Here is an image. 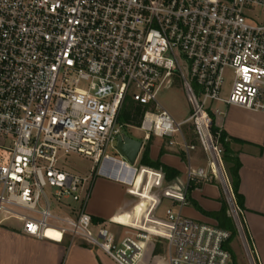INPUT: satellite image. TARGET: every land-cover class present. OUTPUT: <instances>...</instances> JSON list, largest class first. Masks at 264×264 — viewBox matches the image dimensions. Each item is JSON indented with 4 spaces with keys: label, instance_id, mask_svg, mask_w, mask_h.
Segmentation results:
<instances>
[{
    "label": "built area",
    "instance_id": "built-area-1",
    "mask_svg": "<svg viewBox=\"0 0 264 264\" xmlns=\"http://www.w3.org/2000/svg\"><path fill=\"white\" fill-rule=\"evenodd\" d=\"M172 73L190 106L181 121L157 99ZM128 98L144 108L146 138H168L189 160L196 149L183 131L189 125L205 155V166L188 164L183 188L168 186L164 195L182 208L191 182L217 181L249 264H260L211 104L264 112V0H0V227L18 222L26 235L55 240L51 230L116 264H146L152 237L165 240L168 264H232L229 230L171 207L165 219L149 224L144 215L129 225L86 211L98 169L115 161L108 149L116 150ZM71 153L95 164L89 175L63 168L61 157ZM116 179L133 185V177Z\"/></svg>",
    "mask_w": 264,
    "mask_h": 264
},
{
    "label": "crops",
    "instance_id": "crops-1",
    "mask_svg": "<svg viewBox=\"0 0 264 264\" xmlns=\"http://www.w3.org/2000/svg\"><path fill=\"white\" fill-rule=\"evenodd\" d=\"M215 107L220 113L213 116L214 126L224 134V143L228 151L236 156L240 164L239 192L244 203L242 217L245 233L258 262L264 264V112L221 104ZM186 131L190 133L187 136L184 132L187 141L194 143L195 136L191 127L189 126ZM150 137L146 138L144 135L141 140L143 146L132 168L139 164L141 155L148 146L152 161L159 159L161 163L177 172L176 176L166 179L164 173L158 170L162 175L161 181L177 191L186 185L185 171L188 164L195 168L205 166V155L202 150L190 151L188 160L186 153L178 146L168 145V138L153 135ZM121 160L124 161L122 158H115V161L104 162L93 180L85 208L95 221L106 222L113 219L119 224L136 223L142 221L144 215L155 216L162 202L166 201L169 205L167 207L174 206L175 211H180L182 215L199 222L218 224L209 213L220 211H226L223 222H230L226 195L217 181L191 182L185 191L186 204L180 208L173 199L160 200L149 196L146 187L141 191L142 182L146 177L151 179L153 173L148 176L147 169L154 170L152 168L140 166L142 171H137L135 175L133 172L131 175L133 185L125 187L124 183L119 182L114 176V171L120 168ZM139 173L140 177L137 179ZM133 194L139 196L137 203H134L133 198L126 197V195L132 197ZM151 205L153 210L149 211ZM49 236L55 240L26 235L18 222L1 226L0 264H116L98 248L80 242L71 243L67 236L61 241L56 240L59 238L58 234Z\"/></svg>",
    "mask_w": 264,
    "mask_h": 264
},
{
    "label": "rangeland",
    "instance_id": "rangeland-1",
    "mask_svg": "<svg viewBox=\"0 0 264 264\" xmlns=\"http://www.w3.org/2000/svg\"><path fill=\"white\" fill-rule=\"evenodd\" d=\"M171 79L173 82L172 85L167 88H162L157 95V99L160 102V104L172 115V117L176 121H181L189 116L190 106L186 99V95H185V91L182 86V79L180 75L178 73H172ZM129 103H131V101L128 98L125 100L123 107H125ZM215 106H217V104H214V103L211 104L212 108ZM118 123L122 125V131H124L126 135L132 138H135V139L143 140V137L146 133L145 129H141V128L139 129L138 127H135V126L130 127L124 124L123 111L121 113ZM188 127L189 125L183 126V131L185 132L187 136H189L190 134L188 131H186ZM193 141H194V144L196 145V149L201 151L199 143L196 141V139L195 140L193 139ZM108 153L116 159L120 158V156L116 153V150H114L113 148H109ZM61 161H62V166L65 170H68L70 172H73L79 175H84V176L89 175L92 168L95 166V164L90 159L83 157L81 155H78V154H73V153L62 156ZM140 166H141L140 164L138 163L136 164L135 168H137L138 172L142 171V167ZM150 174H151V179L146 177L144 181L142 182L141 191H144L146 187L147 193L149 194V196L158 198L160 200L168 199L164 195V190L167 188L168 184L163 183L164 181H161L162 179H160V176L162 177V175L158 173V170L147 169V175L149 176ZM139 177H140V173L138 174L137 179ZM124 186L128 188L131 185L129 186L127 184H124ZM126 197L127 199L133 198L134 203H137L139 200V196L135 194H133L132 197L129 195H126ZM167 206H169L167 205V202L163 201L162 204L160 205L159 210L156 212V215L154 216L152 214H149L145 216L144 221L150 224L154 222L155 219L156 220L165 219L166 218L165 209L167 208ZM170 207L176 210L174 206H170ZM149 208H150L149 211L153 210L152 205L151 207L149 206ZM123 225H129V224L125 223ZM109 227L114 231H119L121 229L120 227L111 225V224H109ZM230 247H231V250L234 254V257L237 263L249 264L247 256H246V252L244 250L242 241L240 239V236L237 230H236V235H234L233 238L230 240ZM145 262H147L148 264H168L167 254L165 252V240L163 238L152 237L151 241L148 243V249H147Z\"/></svg>",
    "mask_w": 264,
    "mask_h": 264
},
{
    "label": "trees",
    "instance_id": "trees-1",
    "mask_svg": "<svg viewBox=\"0 0 264 264\" xmlns=\"http://www.w3.org/2000/svg\"><path fill=\"white\" fill-rule=\"evenodd\" d=\"M124 106V105H123ZM126 107V108H125ZM125 107H122L119 118L121 116V113L123 111V118H124V124L129 125V126H135V127H140L142 118H143V113H144V108L141 107L140 105L136 104L135 102L129 103ZM118 118V121H119ZM213 132H216L218 129L214 126H212ZM224 134L220 132V142L223 147V155H222V161L225 166L226 173L229 177L230 180V185H231V190L234 195L235 202L237 206H239L242 210L244 209V203H243V198L242 195L239 192V168L240 164L236 156H234L230 151L227 149L226 143H224ZM151 138V137H150ZM163 153V150H160V154ZM139 164L144 167H149L155 170H160L164 173V176L166 179H171L172 177L177 175V172L171 169L170 167L164 165L163 163L160 162V160L152 161L149 157V149L148 146L144 149ZM210 216H212L214 219L218 221V224L221 228L227 229L230 231L231 236L230 239L228 240L226 247L228 250L231 252V257H232V264H237L234 254L230 248V240L233 238L234 235H236V230L235 226L233 224V221L231 217L229 216V221L228 223L223 222V219L226 218V211H220V212H213L209 213ZM243 224V220H242ZM244 227V224H243ZM245 230V228H244Z\"/></svg>",
    "mask_w": 264,
    "mask_h": 264
},
{
    "label": "water",
    "instance_id": "water-1",
    "mask_svg": "<svg viewBox=\"0 0 264 264\" xmlns=\"http://www.w3.org/2000/svg\"><path fill=\"white\" fill-rule=\"evenodd\" d=\"M143 146L141 140L134 139L121 131L116 139V153L127 163L133 166L139 156V152ZM121 164V161L119 162ZM123 163V164H124Z\"/></svg>",
    "mask_w": 264,
    "mask_h": 264
},
{
    "label": "bare ground",
    "instance_id": "bare-ground-1",
    "mask_svg": "<svg viewBox=\"0 0 264 264\" xmlns=\"http://www.w3.org/2000/svg\"><path fill=\"white\" fill-rule=\"evenodd\" d=\"M133 172H134V170L132 169V167L124 166V164H120L119 173H118V171H114V173H115L114 176L116 177V176H118V174H120V175L123 174L126 177H130L131 178V175H132ZM46 234H47V236H49V235H55L57 233H55V232H53L51 230H47Z\"/></svg>",
    "mask_w": 264,
    "mask_h": 264
}]
</instances>
